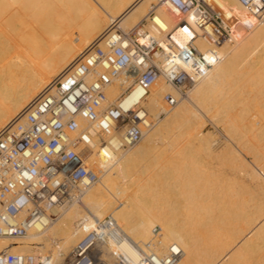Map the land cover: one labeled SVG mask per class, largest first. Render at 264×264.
Masks as SVG:
<instances>
[{
    "label": "bare ground",
    "instance_id": "bare-ground-1",
    "mask_svg": "<svg viewBox=\"0 0 264 264\" xmlns=\"http://www.w3.org/2000/svg\"><path fill=\"white\" fill-rule=\"evenodd\" d=\"M208 1L233 9L238 19L234 40L219 47L221 61L200 80L187 85L185 92L160 77L144 99L141 90L126 94L121 99L123 107L140 102L153 115L143 140L123 153L129 148H124L120 136L107 137V143L98 146L90 157L99 171V180L72 192L68 200L51 210L55 216L48 210L26 237L0 236V252L33 254L45 264H68L72 247L98 229V221L109 215L115 220L113 231L119 240L109 231L102 235L92 252L96 264H122L118 258L136 264L139 250H147L152 241L156 225L163 230L159 251L174 252L177 256L173 264L263 263L256 241L264 237L260 235V229H264V172L260 174L258 167L248 165L251 162H243L234 147L231 157L228 155L230 162L225 161L228 152H221L220 141L201 130V114L194 110L193 103H201L204 107L200 105V109L205 112L217 108L210 119L222 121L233 130L236 123L230 112L242 102V93L234 92L236 85L248 82L263 88L259 85L264 80L260 72L252 78L250 74L264 62V15L251 11L239 0ZM151 2L0 0V131L89 45L112 30L137 26L148 14ZM176 15L170 4L160 5L155 19L143 32L159 37L160 26L170 31L178 46L194 42L204 52L214 47L198 35L199 28L190 16L185 24L176 26ZM131 82L124 74L118 77L107 89L110 102L117 101ZM251 85L248 87L254 88ZM166 93L177 98L176 107L166 105ZM249 121L254 124V119ZM158 134L162 146L149 152ZM185 135L188 141L182 144ZM210 158L232 164V173L212 166ZM241 193L248 194V199ZM234 226L239 229H232ZM49 250L52 253L46 255Z\"/></svg>",
    "mask_w": 264,
    "mask_h": 264
},
{
    "label": "built area",
    "instance_id": "built-area-1",
    "mask_svg": "<svg viewBox=\"0 0 264 264\" xmlns=\"http://www.w3.org/2000/svg\"><path fill=\"white\" fill-rule=\"evenodd\" d=\"M264 15V0H239ZM177 11L176 26L190 16L200 33L214 47L201 51L194 43L178 46L168 29L160 36L138 24L129 31L112 30L89 45L72 65L54 79L40 95L0 131V236L24 238L48 211L68 200L75 190L99 180L90 157L107 137L120 136L124 147L143 139L151 114L137 102L122 106L126 94L141 90L144 99L163 77L178 88L200 80L222 59L219 47L234 40L238 21L233 9L208 0H154L144 18L155 19L160 5ZM124 74L131 84L117 101L110 102L107 89ZM173 107L171 93L163 97ZM83 119L86 124H81ZM55 216V215H54ZM71 249L68 264H96L92 255L99 239L109 231L119 240L115 220L107 215ZM116 230V229H115ZM162 227L156 225L147 250H139L136 264H173L176 254L159 251ZM115 232V234H114ZM119 263L126 261L118 258ZM0 264H45L33 254L0 252Z\"/></svg>",
    "mask_w": 264,
    "mask_h": 264
},
{
    "label": "rangeland",
    "instance_id": "rangeland-1",
    "mask_svg": "<svg viewBox=\"0 0 264 264\" xmlns=\"http://www.w3.org/2000/svg\"><path fill=\"white\" fill-rule=\"evenodd\" d=\"M141 0H138V2H140ZM154 0H152V2H153ZM151 2V3H152ZM151 3H150V5H151ZM150 22V19H147V21H144V17H143V19L141 20V22L139 23V24H141L140 26L142 27L143 25V28L144 29H147L148 30V28L146 27L147 26V23H149ZM133 27H135L133 24L132 25H130L129 27H126V28H120V29H122V30H125V31H129L130 29H132ZM232 43H234V42H232ZM262 63H259V65H257L256 67L258 68L256 71H254V72H252L251 74H250V78H252V77H254L255 75L254 74H256V75H258V73L260 72V73H262V74H260L259 73V75L260 76H262V78L264 79V62L263 61H261ZM261 65L263 66V68L261 67ZM258 66H260V67H258ZM261 68V69H260ZM260 70V71H259ZM256 72V73H255ZM258 72V73H257ZM253 75V76H252ZM251 85L250 83H248V82H241V83H238V85H236V90L234 91L235 93L238 91V92H240V93H242V95H241V100L239 101V105H241L242 106V104H243V106L241 107V106H239L238 104V107L236 106L234 109H233V111L232 112H230V116H232L231 118H233V119H235V125H234V127H233V130H228L227 129V126H225V123L223 124L222 123V121H220V122H218V121H216V120H213V118H211L210 119V116L212 115V117H213V113H215V110L217 109V108H215V109H210L209 111L210 112H208V110L207 109H205L206 110V112L205 111H202L203 109L201 108V107H204L201 103H199L198 101V103L196 102V101H194L195 103H193V108H194V110L197 112V114L199 115V114H201V115H199V117H200V120H199V123H198V125H199V127L201 128V130L204 132V133H210V134H212L213 136H214V138L216 139V141L217 142H219V144L221 145H219L220 146V148H219V150H221V152L223 151L224 153L225 152H228V153H226V154H224L225 155V157H223L224 159H227V160H225V161H229L230 159H229V157H228V155L231 157V155H232V148H233V150L234 151H236L237 152V155L239 156V155H241L240 157H242V161L243 162H245L246 164L249 162H251L250 164H248L250 167H252V168H255V169H257L256 167H258V171H259V173L260 174H263V170H262V167H264V117L262 118L261 117V115L262 114H264L263 112H264V110L262 111L261 109H263L264 108V80L259 84V85H261V84H263L262 86H263V88L262 87H258V85H253L254 86V88H251V87H248L249 85ZM241 85V86H240ZM245 85H246V87H245ZM252 86V85H251ZM252 86V87H253ZM253 89H255V90H253ZM263 89V90H262ZM181 90H183L182 92H185L186 91V89H184V88H181ZM251 90L253 91V93L251 92ZM249 91H250V93H249ZM254 91H255V93L256 94H254ZM260 92V94H259V92ZM258 92V93H257ZM251 93H252V98H250V95H251ZM250 94V95H249ZM248 95V98H246V96ZM257 95V96H256ZM243 98V99H242ZM250 98V99H249ZM248 99V100H247ZM258 100V101H257ZM261 102H260V101ZM254 101V102H253ZM197 103V104H196ZM245 103V104H244ZM261 103V104H260ZM195 104V105H194ZM246 104H247V106H246ZM252 104H254V105H252ZM167 105V104H166ZM200 105H202L201 107H200ZM245 105V106H244ZM145 106V105H144ZM199 106V107H198ZM261 106V108H259ZM174 107V106H173ZM176 107V106H175ZM248 107V108H247ZM202 110H201V109ZM221 108V107H220ZM245 108V109H244ZM257 109V110H255L254 111V109ZM147 109V108H146ZM249 109V110H248ZM199 110H201V111H199ZM245 110V111H244ZM253 110V111H252ZM240 111H242L241 112V115H239L240 113H238V112H240ZM252 111V112H251ZM256 111H259V112H261V114H259L258 112H256ZM202 112V113H201ZM213 112V113H212ZM237 112V113H236ZM246 112V113H245ZM251 112V113H250ZM150 113V112H149ZM258 113V114H257ZM151 114V113H150ZM205 115H207V116H205ZM248 115V116H247ZM151 116L153 117V115L151 114ZM239 116H241V117H239ZM256 116H257V118H256ZM261 117V120H259L260 119V117ZM151 117V118H152ZM252 117H254L253 119H254V124L252 123V121L250 122L249 120H253L252 119ZM259 117V118H258ZM205 119V120H204ZM215 121V122H214ZM247 121L249 122V123H247ZM222 123V124H221ZM251 123V124H250ZM250 124V125H249ZM220 125H221V127H220ZM222 125H224V127L222 126ZM239 125V126H238ZM250 127H249V126ZM253 125V126H252ZM256 125V126H255ZM202 126V127H201ZM225 128V129H223V128ZM235 129V130H234ZM237 129V130H236ZM251 129H252V131L253 132H251ZM254 129V130H253ZM248 130V131H247ZM234 131V132H233ZM236 134H237V136H236ZM239 134V135H238ZM247 134V135H246ZM249 135V136H248ZM186 136V135H185ZM229 136V137H228ZM232 136V137H231ZM239 136V137H238ZM236 137V138H235ZM250 137H252V139L250 138ZM144 138V137H143ZM182 138L185 140V141H183L182 140ZM259 138V139H258ZM188 137L186 136V137H181V141H182V144L184 143V142H187L188 140ZM143 140V139H142ZM141 140V141H142ZM160 136H159V134H158V136H157V139L153 142V146L152 147H150V149H149V152H151V151H153V150H156V149H160L159 147H161L162 145H161V142H160ZM244 140V141H243ZM250 141V142H249ZM260 142V143H259ZM241 143H243L242 145H241ZM247 143V144H246ZM259 143V144H258ZM240 146V148H238L239 146ZM261 145V146H260ZM228 146V147H227ZM230 146H232L231 148H229ZM236 146V147H235ZM248 146V147H247ZM124 148H129V146L128 147H124ZM132 147H130L128 150H126V151H123V153H126V152H128L130 149H131ZM223 148H228V149H223ZM250 148V149H249ZM231 149V150H230ZM238 149H239V151L240 152H238ZM259 149V150H258ZM263 149V150H262ZM227 150H230V152L229 151H227ZM242 150H243V152H242ZM247 150V151H246ZM233 151V153L235 154L236 152H234ZM251 152V153H250ZM231 153V154H230ZM238 153H240V154H238ZM259 154H260V156H259ZM256 155V156H255ZM262 156V157H261ZM210 159H212V161L210 160ZM210 159H207L209 162L211 161V163L210 164H212V166H215V165H217V166H219V167H221V168H226L227 169V171L231 174L232 173V171H231V169H230V167H231V165H230V163L229 164H227V162L226 163H224V160H222V159H218V158H210ZM217 159V160H216ZM244 159V160H243ZM223 161V162H220V161ZM261 160V161H260ZM218 161V162H217ZM248 161V162H247ZM230 162V161H229ZM258 162H259V164H258ZM219 163V164H218ZM224 163V164H223ZM221 164V165H220ZM261 165V166H260ZM216 167V166H215ZM229 167V168H228ZM260 168H261V170H260ZM264 175V174H263ZM228 176H230V175H228ZM229 178V177H228ZM241 195H243L244 197H245V199H248V194H245V193H241ZM243 196H241V197H243ZM244 199V198H243ZM242 200V199H241ZM251 203H253V202H250V203H248V204H251ZM247 210V209H246ZM240 218V220L237 218V220H239V221H241V224H242V222H244V221H242V218L241 217H239ZM237 223H238V221H236ZM241 224H240V222L238 223V226H240L241 227ZM232 229H236V230H238L239 228H237V226H234V227H232ZM260 230H262L261 231V233H260V235L261 234H264V233H262L263 231H264V229H260ZM261 237L263 238V239H258L257 241H256V243L258 244L257 246H258V248H257V253L260 251V253H259V255L261 256L260 258H261V260L263 261V263L262 264H264V256H263V258H262V254L264 253H261V251L264 249V237H263V235H261ZM262 246V248L260 247V246ZM47 254L46 255H50L51 253H52V251L51 250H49V252H46ZM264 255V254H263Z\"/></svg>",
    "mask_w": 264,
    "mask_h": 264
}]
</instances>
